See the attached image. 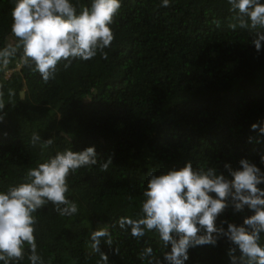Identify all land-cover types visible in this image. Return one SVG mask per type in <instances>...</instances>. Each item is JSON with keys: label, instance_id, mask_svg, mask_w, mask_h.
Returning <instances> with one entry per match:
<instances>
[{"label": "trees", "instance_id": "1", "mask_svg": "<svg viewBox=\"0 0 264 264\" xmlns=\"http://www.w3.org/2000/svg\"><path fill=\"white\" fill-rule=\"evenodd\" d=\"M16 2L0 0V49L18 42L11 32ZM70 2L79 14L92 0ZM161 2L121 0L107 59L98 53L88 61L74 59L66 69L61 61L48 83L22 63V49L7 68L0 66L6 102L0 112V192L28 182V170L57 152L92 146L97 152V164L68 177L66 195L78 214L61 216L51 203L33 213L43 264H103L89 246L91 233L101 227H108L113 240L111 247L101 240L108 264H147L139 254L149 246L168 264L164 252L171 245L163 248L158 234L136 239L118 225L120 217L143 215V192L153 175L191 163L194 170L215 169L231 180L225 165L242 170L241 159L264 172V135L251 129L264 126V43L257 52L253 31L228 27L237 22L227 0H171L169 7ZM9 89L15 92L11 102ZM33 133L53 144L42 153ZM257 187L264 190V183ZM228 204L217 228L244 226L254 215L247 206L235 211L231 198ZM232 247L220 237L215 246L190 248L185 264H232ZM29 254L25 244L24 259L10 264H31Z\"/></svg>", "mask_w": 264, "mask_h": 264}, {"label": "clouds", "instance_id": "2", "mask_svg": "<svg viewBox=\"0 0 264 264\" xmlns=\"http://www.w3.org/2000/svg\"><path fill=\"white\" fill-rule=\"evenodd\" d=\"M232 19L228 27L235 30L249 29L256 38L252 44L257 52L264 43V3L261 0H227ZM171 6V0H162L161 7ZM121 8V0H92L90 7H82L77 14L70 0H17L12 10L11 32L17 43L8 44L0 49V66L7 68L11 59L22 49V63L38 72L44 83L54 80L57 66L65 61L68 68L74 59L88 61L99 53L107 59L104 50L114 40L111 25ZM217 28L220 21H212ZM0 85V112L5 108V93ZM15 95L8 90L9 102ZM0 115V121L3 120ZM252 130L264 135V126L253 124ZM32 143H39L43 153L53 144L52 139L41 141L38 133H33ZM111 158L101 165L107 171ZM242 170H231L233 177L228 180L215 169L194 170L187 163L179 170H171L159 176L153 175L143 192L146 199L142 203V213L138 219L129 216L120 217L119 228L130 230L132 237L140 239L146 232L158 234L163 248L171 245L170 252H164L168 264H185L189 259L190 248L203 245L215 246L220 237L227 239L236 247L228 251L232 264H264V246H261V233H264V190L257 185L264 183V172L246 159L240 160ZM264 163V156L261 157ZM97 164V152L94 146L81 152L66 149L29 169L26 180L11 186L7 192H0V261L24 259L25 244L29 246L28 260L31 264H43L37 254L34 235L36 218L33 213L47 204L61 216L78 214V206L67 197L68 177L78 169ZM215 193L216 197L210 195ZM231 198L235 211L245 206L254 215L244 220V226L228 223L227 230L217 228V217L229 206ZM131 199V198H130ZM246 226V227H245ZM201 231L204 234H200ZM111 247L113 240L108 227H101L91 233L90 248L99 253L100 261L108 264V255L101 251V240ZM239 249L240 255L235 253ZM119 254V249H115ZM139 259L147 264H161L154 255L153 248L147 247ZM98 264L100 262L98 261Z\"/></svg>", "mask_w": 264, "mask_h": 264}]
</instances>
